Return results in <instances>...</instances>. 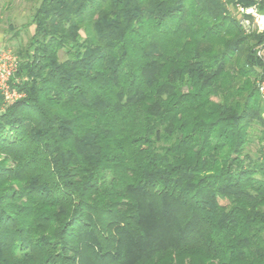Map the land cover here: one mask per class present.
Wrapping results in <instances>:
<instances>
[{
    "label": "trees",
    "instance_id": "trees-1",
    "mask_svg": "<svg viewBox=\"0 0 264 264\" xmlns=\"http://www.w3.org/2000/svg\"><path fill=\"white\" fill-rule=\"evenodd\" d=\"M237 2L40 1L23 97L0 93V264H264L263 35Z\"/></svg>",
    "mask_w": 264,
    "mask_h": 264
},
{
    "label": "built area",
    "instance_id": "built-area-1",
    "mask_svg": "<svg viewBox=\"0 0 264 264\" xmlns=\"http://www.w3.org/2000/svg\"><path fill=\"white\" fill-rule=\"evenodd\" d=\"M251 5L235 3L229 6L231 15L239 21L246 34L263 35V39L256 43L255 55L261 61V76L257 88L264 100V0H250ZM19 69V60L10 48L0 49V93L7 104H13L21 99L16 88L12 87V79Z\"/></svg>",
    "mask_w": 264,
    "mask_h": 264
},
{
    "label": "rangeland",
    "instance_id": "rangeland-1",
    "mask_svg": "<svg viewBox=\"0 0 264 264\" xmlns=\"http://www.w3.org/2000/svg\"><path fill=\"white\" fill-rule=\"evenodd\" d=\"M41 0H0V49L15 51L20 44L26 45L34 33L32 16ZM14 28V30H13ZM18 34V36H16ZM13 88H15L12 85ZM259 127L254 131L251 152L256 153L260 137Z\"/></svg>",
    "mask_w": 264,
    "mask_h": 264
}]
</instances>
